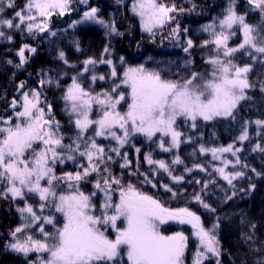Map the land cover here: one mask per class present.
Instances as JSON below:
<instances>
[{"label":"snow or ice","instance_id":"1","mask_svg":"<svg viewBox=\"0 0 264 264\" xmlns=\"http://www.w3.org/2000/svg\"><path fill=\"white\" fill-rule=\"evenodd\" d=\"M118 2L123 4L124 0ZM79 3L87 5L88 0H79ZM247 3L264 14V0H247ZM71 4L72 0H26L23 8L15 10L11 18H5L6 9L16 8V0H0V39L13 40L12 35H6L5 29H26L32 36L37 33L55 36L56 33L48 27L49 18L53 13L63 16L66 11H71ZM126 6L139 18L142 31L153 36L156 29L174 19L173 13L184 11L163 0H129ZM82 22H94L108 29V34L122 35L114 20L109 22L98 16L96 7L85 10L82 20L76 23ZM236 25L242 30L243 41L238 47H229ZM203 31L212 38L205 40L202 46L214 45L217 55L207 61L213 71L211 77L202 83V77L195 73L182 81L170 80L164 78L162 71L149 70L143 65L129 66L118 74L117 65L110 58V46H105L99 60L86 59L83 70L70 77L71 83L63 90L62 96L64 111L75 128L74 136L66 137L62 133L60 122L54 119L51 103H46L47 98L39 90L45 85L59 87V79L47 76L39 81L37 89L24 90V82L18 85L20 98L13 97L8 105L12 115L0 117V198L22 201V206L16 208L21 223L11 231L7 248L25 257L30 253L39 254L30 264H186L188 237L183 232L164 235L160 231L161 224L175 220L189 224L193 229L197 248L192 264H205L211 258H215V264H221L217 235L219 223L206 229L201 217L189 208H167L159 199L141 191L132 178L141 186L151 184L155 188L157 185L149 179V173L139 171L138 159L133 168L128 153L122 151L130 145L137 154L140 153L141 149L131 144L137 135L156 142L162 152L179 149L182 142L191 143L192 137L181 139L183 134L177 130L178 119L191 121L193 129L198 117L204 121L216 117L234 119L240 102L249 99L246 90L257 86L248 79L247 73L251 69L235 65L231 57L244 50L253 62L264 63V33L246 23L245 15L237 14L234 0H230L222 18L206 24ZM172 34L178 37V25ZM74 43L79 51V41ZM192 47L193 41L188 39L183 50L188 52ZM26 51L35 54L37 49L28 44L19 48L16 67L28 63ZM221 52L223 59L220 58ZM58 59L69 68L75 67L69 63L64 51H59ZM124 63L121 57L120 64ZM98 64L107 65L110 71L98 75ZM89 72L91 85L110 79L111 87L100 92L91 86L85 87L84 74ZM259 89L264 92V82L259 84ZM122 104L127 105L126 111H120ZM94 107L96 118H92ZM248 123L245 122L237 137L241 145L249 140ZM254 123L264 128V120L257 119ZM165 138H169L167 144ZM66 139L68 143H65ZM101 140L109 143L105 145ZM241 151L243 148L235 144L220 148L199 146L201 154L211 153L213 160L220 161V166L212 171L232 189L231 195H225V202L233 199L238 191H244L242 188L237 190L234 184V181L245 178L246 172L242 169L248 167L241 162L238 155ZM252 151L264 152V146L257 143ZM225 153H230L235 160L225 158ZM144 160L152 175L163 170L174 183L184 181L183 175L173 174L172 166L183 164L179 154L170 164L163 159H153L151 153H146ZM68 162L75 170L57 175V166ZM117 164L121 170L119 175L113 168ZM229 165L232 171H226ZM238 165L240 170H237ZM193 170L207 172L208 168L196 163L184 169L188 173ZM251 171L257 176L264 175L255 168ZM195 183L201 184V181ZM215 183L214 179L203 182L201 191L192 195L195 202L211 212L216 209L205 201L204 196L209 185ZM88 184L93 190L86 194L82 186ZM162 187L173 197L179 194L167 184ZM254 189L255 185L251 184L249 190ZM33 196L38 197V207L29 203ZM57 214L62 217V222ZM118 222H123L124 226L120 227ZM240 223L245 225L243 217ZM48 226L53 231L49 232ZM256 227L251 223L249 231L241 233L245 243H256ZM110 232L114 233V238L110 237ZM44 254H47L46 259ZM257 264H264V260L257 261Z\"/></svg>","mask_w":264,"mask_h":264},{"label":"trees","instance_id":"2","mask_svg":"<svg viewBox=\"0 0 264 264\" xmlns=\"http://www.w3.org/2000/svg\"><path fill=\"white\" fill-rule=\"evenodd\" d=\"M163 2L174 3L178 9L182 8L184 11L173 13L174 19L167 22L163 28L156 29L155 36L142 31L139 18L134 16L126 6L129 0H124L123 4L118 0H88L87 5H82L79 0H72L71 11H66L63 16L53 13L49 18L48 27L56 33L55 36L49 33H37L32 36L26 29L23 31L5 29L6 35H12L13 40L8 42L6 39H0V117L12 115V109L8 105L13 97L20 98L21 92L18 91V85L21 82L26 85L24 90L37 89L39 81L50 76L53 80L59 79L60 86L45 85L39 90L47 98L46 103H51L54 119L60 122L62 133L66 137L74 136V125L70 123L64 111L63 90L71 83L70 77L83 70V62L86 59L90 57L100 59L105 46H110V58L117 65L118 74H122L126 67L143 65L149 70L162 71L164 78L170 80L182 81L192 73L202 77L200 82L209 79L213 68L207 61L216 56L217 51L214 45L202 46L205 40L212 38L209 33L203 31V28L206 24L222 18L230 0H163ZM25 3L26 0H16V8L6 9L5 18H11L14 11L23 8ZM90 7H96L98 16L105 21L114 20L122 35L108 34V29L94 22L76 23L82 20L84 11ZM234 7L237 14L245 15L246 23L258 32L264 33V14L254 10L247 0H234ZM177 25L179 26L178 37L172 34ZM233 31L235 35L231 36L228 45L238 47L242 43L241 29L236 25ZM188 39L193 41V47L185 52L183 49ZM77 40L79 51L76 50L74 43ZM24 44L36 48L37 51L35 54L26 51L25 55L29 58L28 63L18 68L16 65L19 64V58L16 53ZM59 51L65 52L69 63L75 65L74 68H69L58 59ZM121 57L125 61L123 65L120 64ZM220 58L223 59L222 52ZM231 59L239 67H250L251 70L247 73L248 79L257 86L246 90L249 99L240 102L235 110L234 119L216 117L211 121H203L197 118L195 129L191 127V121L183 118L177 120V130L183 134L181 139L192 137L191 143L182 142L177 149V154L180 155L183 164L172 166L174 175L184 176L183 182L174 183L163 170H159L155 175L150 173V166L144 160L146 153H151L153 159H163L169 164L174 158L173 153L160 151L156 142H149L144 136L137 135L132 139L131 144L140 148V153L137 154L135 148L130 145H126L122 151L128 153L129 159L133 162V168L138 159L139 171L149 173V179L157 185L155 188L151 184L141 186L139 181L132 178V182L137 184L141 191L159 199L167 208H189L201 217V222L206 229L219 223L217 235L221 247V264H257V261L264 260V175L257 176L251 169L255 168L257 172L264 173V152L252 151L257 143L264 146V128L254 123L257 119L264 120V92L259 89V84L264 82V63L259 60L253 62L244 50L232 54ZM8 60H12L13 63L8 64ZM109 71L107 65L98 64L96 66L98 75H106ZM42 73L47 75H42ZM90 76V72L85 73L83 83L85 87H93L96 92L106 90L112 85L110 79L97 81L91 85ZM124 90L127 92L126 89ZM121 107L124 110L120 108V111H126V104H122ZM245 122H249L247 124L249 140L241 145L237 137L241 134ZM91 134L90 131L89 135ZM68 142L66 139L65 143ZM100 142L105 145L109 143L105 140ZM201 144L206 148L227 147L229 144L243 148L238 155L242 164L248 166L242 169L246 172V176L234 181V184L237 190L242 188L244 191H238L233 199L225 202V195H231L232 189L226 181L212 171L214 167L220 166V163L213 160L208 153L201 154L199 152ZM234 160L235 157L232 158V161ZM196 163L204 164L208 171L193 170L191 173L184 171L185 167L191 168ZM113 168L119 175L121 170L118 164L113 165ZM74 170V165L68 162L66 165H58L56 172L60 175L62 172ZM232 170L231 165L226 169V171ZM237 170H240L239 165ZM209 179H214L216 183L209 185L204 199L216 209L215 212L204 209L192 199L193 193L200 192L202 183ZM197 180L201 181V184L195 183ZM164 184L169 185L179 194L173 197L171 193L165 192L162 187ZM251 184L255 185V189L250 191ZM82 190L88 194L93 189L91 184H88L82 186ZM17 205L22 206V201L0 198V264H30L36 261L39 255L30 253L28 257H25L22 253L6 247L11 240V231L21 223L20 214L16 210ZM57 216L60 217L59 214ZM242 217L246 221L245 225L240 223ZM60 219L62 222L61 217ZM251 223L257 226L256 243L249 245L244 242L241 233L249 231ZM118 225L124 226L123 222H118ZM160 226L161 232L165 235L183 232L188 237L185 259L186 264H192L197 240L193 236L191 225L169 220ZM47 230L53 231L51 226H48ZM109 235L114 238V233L110 232ZM250 248L261 250L253 251ZM44 256L46 257V254ZM205 264H215V258L205 261Z\"/></svg>","mask_w":264,"mask_h":264},{"label":"rangeland","instance_id":"3","mask_svg":"<svg viewBox=\"0 0 264 264\" xmlns=\"http://www.w3.org/2000/svg\"><path fill=\"white\" fill-rule=\"evenodd\" d=\"M241 35H242V41H243V33H242V30H241ZM136 67H138V66H136ZM127 68V67H126ZM125 68V69H126ZM202 82H204V81H202ZM201 82V83H202ZM122 106V105H121ZM120 106V108L121 109H123L122 107ZM124 110V109H123ZM92 118H96V116H95V107H94V111H93V116H92ZM199 118V117H198ZM200 119H202V118H200ZM214 119V118H213ZM203 120V119H202ZM204 121V120H203ZM169 142V138H165V143L167 144ZM171 153H173V155L175 156V155H177V149H173V151H171ZM208 154H210L211 155V153H208ZM225 158H227V159H229V160H232V158H233V156H231V154H227L226 153V155H223ZM211 157H212V155H211ZM215 161H218L219 163H220V161L219 160H215ZM29 203H31V204H33L34 206H37L38 207V197H36V196H33L30 200H29ZM48 213H47V211H45V215H47ZM60 215V214H59ZM62 218V217H61ZM160 231H161V226H160ZM175 234V233H174ZM37 235H38V233H37ZM165 235V234H164ZM171 235H173V234H171ZM32 254H34V253H32ZM37 254V253H36ZM47 258V254H46V257H45V259Z\"/></svg>","mask_w":264,"mask_h":264}]
</instances>
